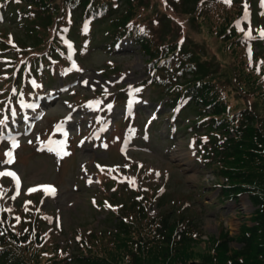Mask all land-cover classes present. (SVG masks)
<instances>
[{
    "label": "trees",
    "instance_id": "trees-1",
    "mask_svg": "<svg viewBox=\"0 0 264 264\" xmlns=\"http://www.w3.org/2000/svg\"><path fill=\"white\" fill-rule=\"evenodd\" d=\"M0 8L11 20L4 15L0 29V110L19 109L21 88V100L32 95L27 79L39 78L41 90L58 73L73 72L64 36L83 41L81 56L104 52L94 47V27L103 25L106 48L133 40L146 58L150 76L132 88L133 97L148 95L178 111L175 131L188 130L199 163L218 180L219 200L248 195L255 207L252 224L235 237L241 247L231 249L223 226L204 240L194 195L178 202L157 184L140 188L141 174L128 183L102 172L95 207L107 212L104 225L75 235L73 247L59 245L39 222L45 213L36 219L0 204V264H264V10L258 0H0ZM4 59L12 70L5 71ZM126 88L92 97L75 92L72 102L103 110L107 102H126ZM124 118L115 124L121 137L136 125L137 113ZM153 207L159 212L151 214Z\"/></svg>",
    "mask_w": 264,
    "mask_h": 264
},
{
    "label": "rangeland",
    "instance_id": "rangeland-1",
    "mask_svg": "<svg viewBox=\"0 0 264 264\" xmlns=\"http://www.w3.org/2000/svg\"><path fill=\"white\" fill-rule=\"evenodd\" d=\"M8 11L4 15L8 16ZM2 21L0 18V29L4 26ZM7 21H11L9 16ZM14 26L8 25L12 31L18 29ZM103 32V25L94 27V47L105 49L104 52L83 57L77 56L85 51L83 41L76 43L77 36H64L74 72L58 73L54 80L43 85L41 93L34 92L27 104L22 103L20 111L13 109L15 115L5 116L0 110V121H3L0 123V172H14L19 179L17 195L14 180L9 176L0 177V202L7 209L24 208L32 216L39 214L38 211L45 212L46 218L39 222L55 233L59 245L73 247L75 235L97 231L104 225L107 212L100 213L95 207L101 199L96 171L101 175L105 172L103 169H114L109 172L115 173L125 170L123 176L130 180L134 172L142 171L144 178L139 183L140 188L157 184L178 202L194 195L202 210L198 221L205 233L204 240L218 235L223 226L232 238L230 248L239 249L241 244L235 237L244 223L252 224L249 220L255 207L248 196L226 203L219 200L218 180L198 162L188 130L175 131L177 123L171 108L164 107L163 102L154 103L148 95L135 99L132 107L128 106V100L118 106L107 102L106 112L95 111L87 105L76 108L72 102L75 92L88 97L94 91L112 95L125 85L128 92L149 77L146 58L132 41L124 40L117 48H106L108 43L101 35ZM192 34L198 36L196 30H192ZM75 58L79 60L77 65ZM4 64L5 71L12 70L8 59H4ZM40 64H44L43 59ZM109 64L115 65L120 73L109 69ZM35 78L39 79L35 76L27 79L29 85L37 83ZM8 86L9 81L4 87ZM22 92L21 88L20 94ZM127 92L124 91L129 96ZM134 112L139 113L137 126L127 128L124 137H119L114 123ZM54 125H58L59 130L56 134L51 132L50 136L48 131ZM44 131L47 140L41 141ZM7 152L12 153L13 163H4L9 159ZM65 152L69 154L64 155ZM39 186L54 187L55 195H45L42 190L29 192ZM157 212L158 207L150 210L151 214Z\"/></svg>",
    "mask_w": 264,
    "mask_h": 264
},
{
    "label": "snow or ice",
    "instance_id": "snow-or-ice-1",
    "mask_svg": "<svg viewBox=\"0 0 264 264\" xmlns=\"http://www.w3.org/2000/svg\"><path fill=\"white\" fill-rule=\"evenodd\" d=\"M17 2H18V0H17ZM224 2L230 4L231 3V0H224ZM262 4H264V0H262ZM241 31H243V29H241ZM260 36H261V38H264V31H262L260 33ZM245 37L247 39H250L251 38V30H249L248 32L245 33ZM249 51H251V50H249ZM73 67H75V65H73ZM85 84H87V82H85ZM135 91L138 92L140 90L139 89H136ZM110 107L111 106H109V108ZM12 114L15 115V112L13 111ZM0 123H3V121H0ZM16 146H18V145H16ZM68 154L69 153H67V152L64 153V155H68ZM5 155L8 156L9 159L6 160L4 163H9L10 164V163H13L14 162V158H13V155H12L11 152H7V153H5ZM109 171H114V169L109 170ZM5 176H9V177H11L14 180V182L17 185V195H19V191H18V189H19V179L16 176V174L14 172H8V171L0 172V177H5ZM89 182H91V181H89ZM130 183H135V181H130ZM40 190H43L44 193H45V195H52V196L55 195V189L52 186H39L37 188L30 189L29 192L31 193V192L40 191ZM13 199H15V197H13ZM6 211H11V209H7ZM16 219L19 220V217H17Z\"/></svg>",
    "mask_w": 264,
    "mask_h": 264
}]
</instances>
